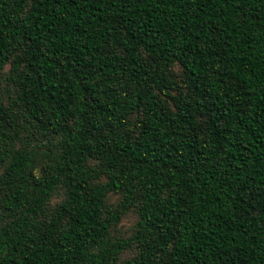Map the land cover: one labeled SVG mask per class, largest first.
<instances>
[{
	"label": "trees",
	"instance_id": "trees-1",
	"mask_svg": "<svg viewBox=\"0 0 264 264\" xmlns=\"http://www.w3.org/2000/svg\"><path fill=\"white\" fill-rule=\"evenodd\" d=\"M0 264H264V0H0Z\"/></svg>",
	"mask_w": 264,
	"mask_h": 264
},
{
	"label": "rangeland",
	"instance_id": "rangeland-1",
	"mask_svg": "<svg viewBox=\"0 0 264 264\" xmlns=\"http://www.w3.org/2000/svg\"><path fill=\"white\" fill-rule=\"evenodd\" d=\"M110 201L112 199L110 198ZM135 215L133 213H128L125 216H123L118 224L115 227V230L113 231L116 235H122L125 236L130 233L131 227L134 223ZM130 253L124 254L123 256L126 257Z\"/></svg>",
	"mask_w": 264,
	"mask_h": 264
}]
</instances>
